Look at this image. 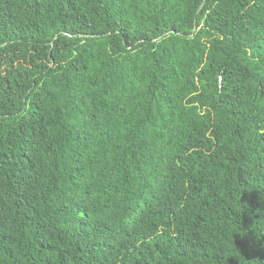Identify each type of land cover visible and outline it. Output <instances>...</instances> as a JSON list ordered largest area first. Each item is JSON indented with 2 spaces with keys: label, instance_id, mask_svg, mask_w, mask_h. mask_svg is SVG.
<instances>
[{
  "label": "trees",
  "instance_id": "trees-1",
  "mask_svg": "<svg viewBox=\"0 0 264 264\" xmlns=\"http://www.w3.org/2000/svg\"><path fill=\"white\" fill-rule=\"evenodd\" d=\"M0 264H264V0H0Z\"/></svg>",
  "mask_w": 264,
  "mask_h": 264
}]
</instances>
